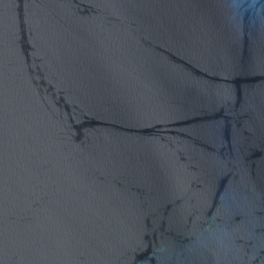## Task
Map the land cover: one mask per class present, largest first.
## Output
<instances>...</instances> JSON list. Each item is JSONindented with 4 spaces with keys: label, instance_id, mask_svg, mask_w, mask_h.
<instances>
[{
    "label": "water",
    "instance_id": "95a60500",
    "mask_svg": "<svg viewBox=\"0 0 264 264\" xmlns=\"http://www.w3.org/2000/svg\"><path fill=\"white\" fill-rule=\"evenodd\" d=\"M0 264H264V0H0Z\"/></svg>",
    "mask_w": 264,
    "mask_h": 264
}]
</instances>
